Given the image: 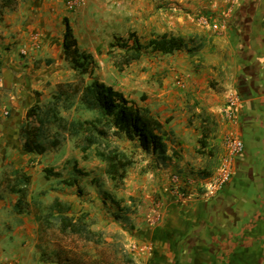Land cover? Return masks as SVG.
<instances>
[{"label": "crops", "instance_id": "1", "mask_svg": "<svg viewBox=\"0 0 264 264\" xmlns=\"http://www.w3.org/2000/svg\"><path fill=\"white\" fill-rule=\"evenodd\" d=\"M18 1V8L6 11L0 22L7 93L0 102V264H43L34 214L26 209L16 212L19 190H29L28 201L58 200L71 217L90 215L91 230L102 235L103 243L124 246L134 264H264V0L211 1L208 19L221 29L200 24L199 16L209 40L196 41L202 45L198 54L204 51L202 67L191 69L180 90L169 88L172 80L165 79L163 85L151 81L142 93L137 84L134 95L117 89L104 71L93 73V78L148 108L164 126L167 150L162 155L144 153L138 142L123 135L108 138L132 160L119 187L107 174L96 146L83 152L76 144L79 138L67 135L59 149L30 154L23 148L21 129L32 107L51 102L60 95V86L73 83L78 75L64 53L67 22L78 48L104 70L98 51L110 47L115 37L136 33L144 43L163 34L176 35L179 15L167 9L173 0H129V7L127 0H83L85 4L73 9L70 0ZM114 66L109 65L108 73L119 75ZM234 93L241 99L236 122L224 114ZM204 113L216 122L206 144ZM233 138H241L245 149L232 161L231 180L208 196L205 192L218 179ZM65 166L69 176L60 173ZM17 172L29 183L24 177L16 181ZM176 172L189 184L184 201L171 192ZM130 245L140 250L132 251ZM100 258L96 250L93 260Z\"/></svg>", "mask_w": 264, "mask_h": 264}, {"label": "trees", "instance_id": "2", "mask_svg": "<svg viewBox=\"0 0 264 264\" xmlns=\"http://www.w3.org/2000/svg\"><path fill=\"white\" fill-rule=\"evenodd\" d=\"M0 4L2 7L0 21H2L6 11H13L16 8L17 0H0ZM1 40L2 38H0V71L2 69ZM191 42L194 43L192 47H190ZM201 49L202 45L196 44L194 39L186 41L184 38L172 34H163L144 44L136 33H129L128 37H115L110 46L109 54L112 55L119 51V59L116 57L114 64L118 70L124 71L131 64L139 61L144 54L159 52L165 55H173L179 52H187L190 56H195ZM64 53L66 60L78 74L81 76L88 75L92 80L88 83L81 81L80 85H73L72 83L62 85L60 86V95L54 96L49 105L32 107L28 111L27 122L21 129L23 148L27 153L43 155L59 149L64 141L61 134L67 133L70 138H79L78 140L83 142L82 145L79 142L76 143L83 152L93 146L97 147L98 157L106 163L107 174L114 181L115 186L119 187L123 185L127 170L132 165V160L118 147H111L108 138L123 135L130 141L138 142L144 153L162 155L167 150L162 134L164 126L148 108L128 98L113 86L92 77L96 68L94 57L78 48L77 40L68 22L66 23ZM66 88H73L72 94L74 95H71ZM77 95H79V105L85 111L93 113V118L68 120L61 115L59 103L71 99L70 96L75 97ZM64 96L66 98L63 100ZM201 119L205 123V139L202 142L206 144V138L210 131L215 128L216 122L212 121L206 113L201 115ZM49 126H53L56 133L50 135ZM81 136H83L82 139ZM103 143H106L105 149L101 150ZM47 172L52 173V170L48 169ZM23 180L29 183L27 177L24 176ZM68 184L73 185L72 182ZM23 192V190H19L21 197L16 204V212L20 214L24 212L25 195ZM113 202L120 205L116 201ZM49 208L52 211L51 215L55 216L53 214L55 213L59 218L63 234L68 231L73 234L86 232L83 217L69 216V209L58 200L54 201ZM41 220L42 218L37 213L36 221L41 222ZM57 262L70 264L69 261L63 262L60 256H58Z\"/></svg>", "mask_w": 264, "mask_h": 264}, {"label": "rangeland", "instance_id": "3", "mask_svg": "<svg viewBox=\"0 0 264 264\" xmlns=\"http://www.w3.org/2000/svg\"><path fill=\"white\" fill-rule=\"evenodd\" d=\"M116 1L118 2V0ZM211 1L212 0H173L169 2L168 4H170V7H168L167 9L170 11L171 15H179L178 17L180 18V24L178 22L174 26V29L177 31L175 36H180L186 41L194 39L195 41L201 42V44H205L209 40V34L206 29L200 26L198 20L199 16H203L205 18H208V16H210V6L212 5ZM131 4L132 1H125V5L127 7H129ZM18 5L19 1L17 0V6L14 10L18 8ZM107 5L110 6L112 5V3L109 2L107 3ZM0 11H2L1 6ZM110 13L111 11H109V14ZM109 14H106V16ZM128 35L129 33L122 37H128ZM0 38L3 39L1 32ZM143 41L144 43L148 42L147 40ZM193 44L194 43L191 42L190 47H192ZM109 50L110 47H108L107 45L99 49L98 60L105 62V69L102 70L101 68L97 67L94 71V74L104 71V73H107V77L109 75V82L116 85L117 89L122 90L124 88L128 91V93H133L134 95L138 91L139 93H142L143 90L148 89L151 81H157L160 85H163L165 79L172 80V83L169 84V88L180 90V87H184L185 85L183 79H186V75L190 73L191 69H198L202 67V55L204 52L203 51L200 54H197L198 56L195 55L196 58H193L194 56H190L187 52H179L175 55L167 57L148 54L145 55V57H143L139 62L127 67L126 70H118L119 75L114 76L111 72L108 73V67L109 65H115L114 62L117 59L116 57H118L119 59L120 54L119 51H116L114 54L110 55ZM188 68L189 70L187 71ZM152 70L154 71L152 72ZM2 74L3 73L1 70L0 102L7 94L2 82ZM89 80V77H83L78 74L72 84L80 85L81 81L89 82ZM137 84L140 86L138 91L136 88ZM66 89H68V92L71 95H74L72 94L73 88ZM140 100L141 95L138 101ZM78 101L79 95L68 99L65 102L59 103L61 115L68 120H83L85 118H91L92 115L90 116L89 114H86V112H81ZM69 102L74 103L72 109H67L71 104ZM49 103L50 102L46 103L44 106L46 107L47 105H49ZM0 107H2V105ZM74 107H76V109ZM2 112L3 111H1V113ZM81 114L84 118L78 117ZM5 119L8 120V117H5ZM54 133H56V129L53 126H49V134L51 135ZM67 135V133L61 134V137H63L64 141L67 139ZM77 142H79L81 145L83 143L80 140H77ZM101 149L104 150L105 148L102 147ZM89 162H92V159L91 161L89 160ZM67 167L68 166H65L62 170H60V173H65V176H69L70 173H68ZM175 174L179 175L180 177V172H176L173 175ZM23 175L24 174L21 173L17 174L16 181H19L20 179L22 181L21 177H24ZM69 179L71 178H68L67 182H69ZM123 189H126V187ZM24 193L25 198L27 197V199H24L25 204L23 205V208L34 214L35 218L37 213H39V216L42 218L41 222L37 221V249L40 252V257L43 264H52L53 262H56L58 256L61 257L63 262L69 261L68 263L70 264H134L133 261L129 258L128 254L124 252L127 251L124 246H112L111 243L109 245L107 240H104L103 243L101 240L102 235L97 236L98 234L96 235V232L91 230L94 220L89 217L90 215H88V217L86 215L73 216L76 218L83 217V221L86 225V232H83L81 234H73L68 231L66 234H63L59 218H57L55 213H53L55 216L51 215L52 211L49 208L51 204L42 202V199L40 197L33 198L31 201H28L29 190H26V192ZM107 215L112 219L113 217L114 219H116L115 216L109 212H107ZM96 250H99L102 255V258H100V260H93V255L95 254Z\"/></svg>", "mask_w": 264, "mask_h": 264}, {"label": "built area", "instance_id": "4", "mask_svg": "<svg viewBox=\"0 0 264 264\" xmlns=\"http://www.w3.org/2000/svg\"><path fill=\"white\" fill-rule=\"evenodd\" d=\"M228 3L233 4L236 0H226ZM85 4L83 0H70L68 3L69 8L73 9L76 6ZM200 24L204 26H211L214 30L221 29L220 25L217 23H211L210 19L202 17L200 18ZM241 105V99L238 94H232L229 99L227 106L224 110V114L231 119V121H237V111ZM245 149V143L241 138H233L228 141V157L223 161V165L221 167V173L218 179L215 181L213 185L207 188L205 194L208 196H214L218 191L224 188V186L231 180L232 178V161L234 158L238 157L243 153ZM172 183H171V192L173 195L184 201L189 196V184L187 181H183L181 176L172 175ZM130 250L137 251L140 250L137 245H130ZM143 251V249H141Z\"/></svg>", "mask_w": 264, "mask_h": 264}]
</instances>
